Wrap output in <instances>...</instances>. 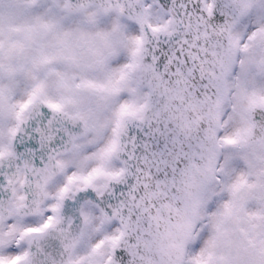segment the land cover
Listing matches in <instances>:
<instances>
[{"label":"snow or ice","instance_id":"snow-or-ice-1","mask_svg":"<svg viewBox=\"0 0 264 264\" xmlns=\"http://www.w3.org/2000/svg\"><path fill=\"white\" fill-rule=\"evenodd\" d=\"M0 264H264V0H0Z\"/></svg>","mask_w":264,"mask_h":264}]
</instances>
